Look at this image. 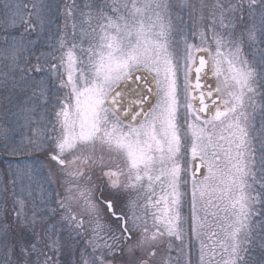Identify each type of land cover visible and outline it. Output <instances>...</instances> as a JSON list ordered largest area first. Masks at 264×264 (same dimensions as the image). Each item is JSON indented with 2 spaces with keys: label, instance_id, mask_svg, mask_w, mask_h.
Masks as SVG:
<instances>
[{
  "label": "snow or ice",
  "instance_id": "snow-or-ice-1",
  "mask_svg": "<svg viewBox=\"0 0 264 264\" xmlns=\"http://www.w3.org/2000/svg\"><path fill=\"white\" fill-rule=\"evenodd\" d=\"M0 264H264V0H0Z\"/></svg>",
  "mask_w": 264,
  "mask_h": 264
}]
</instances>
